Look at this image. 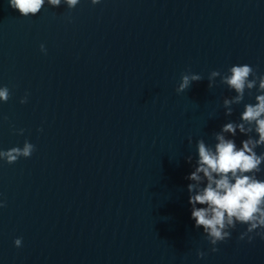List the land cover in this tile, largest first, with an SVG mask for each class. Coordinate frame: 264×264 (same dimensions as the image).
Instances as JSON below:
<instances>
[{
  "label": "water",
  "instance_id": "obj_1",
  "mask_svg": "<svg viewBox=\"0 0 264 264\" xmlns=\"http://www.w3.org/2000/svg\"><path fill=\"white\" fill-rule=\"evenodd\" d=\"M235 64L264 74V0H80L28 17L0 0V150L36 147L0 160V264H264L245 225L211 252L188 202L196 142L256 103L253 89L225 116L235 92L209 89ZM188 71L203 80L177 94Z\"/></svg>",
  "mask_w": 264,
  "mask_h": 264
},
{
  "label": "clouds",
  "instance_id": "obj_2",
  "mask_svg": "<svg viewBox=\"0 0 264 264\" xmlns=\"http://www.w3.org/2000/svg\"><path fill=\"white\" fill-rule=\"evenodd\" d=\"M9 7L17 10L21 16H35L41 12L45 3L52 7L65 4L74 9L80 0H8ZM101 0H91L92 5ZM41 51L46 53L42 44ZM217 77L222 85L233 90L235 95L223 99L225 116L233 114V105L244 101L245 93L251 95L256 89V103H247L240 114L239 121H229L222 125L219 132L214 133V146L206 144L204 139L196 142L198 159L194 170L186 177L191 181L187 185L191 218L196 228H202L205 239L209 242L211 252H217V244L228 240L237 225H245V231L239 239L251 243L256 236L264 239V179L258 173L264 171V152L256 149L264 147V74H257L256 69L248 64H235L226 72L213 70L208 75V87L213 88ZM203 77L190 71L182 73L176 88L177 94L188 90L193 82ZM258 85V87H257ZM11 91L7 86L0 87V101L7 102ZM21 104L28 102V93L20 99ZM7 120V117H3ZM16 134L23 135L25 129H13ZM43 131V129H38ZM237 131L247 138L238 147L234 137ZM255 133L258 138L252 134ZM191 143V137H189ZM36 151L34 144L25 140L23 146H14L0 150V160L8 164L16 163L20 158H30ZM187 161L192 163L189 155ZM199 205V207H198ZM6 207V201L0 200V208ZM14 245L22 246V238H16ZM204 252L198 251L197 256L203 258Z\"/></svg>",
  "mask_w": 264,
  "mask_h": 264
}]
</instances>
